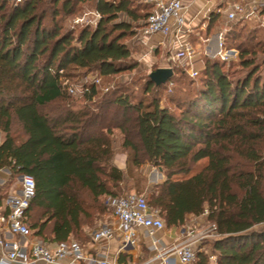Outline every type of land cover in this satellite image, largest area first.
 <instances>
[{
    "label": "trees",
    "instance_id": "1",
    "mask_svg": "<svg viewBox=\"0 0 264 264\" xmlns=\"http://www.w3.org/2000/svg\"><path fill=\"white\" fill-rule=\"evenodd\" d=\"M86 5L101 15L96 26L66 27L65 19ZM139 6L0 0V169L34 177L26 222L36 237L57 243L83 240L85 226L112 211L104 198L121 196L133 167L150 164L166 176L149 204L167 227L208 213L217 227V264H264V27L226 32L223 49H238L239 71L204 54L196 93L176 91L166 101L157 95L186 79L180 67L161 85L148 76L150 99L133 100L128 89L99 95L95 86L76 99L64 89L61 78L74 68L107 77L138 66L125 40L153 10ZM221 16L210 14L206 34ZM117 128L126 168L114 162ZM203 159L208 164L190 175ZM195 264H210L206 251H198Z\"/></svg>",
    "mask_w": 264,
    "mask_h": 264
},
{
    "label": "built area",
    "instance_id": "2",
    "mask_svg": "<svg viewBox=\"0 0 264 264\" xmlns=\"http://www.w3.org/2000/svg\"><path fill=\"white\" fill-rule=\"evenodd\" d=\"M14 4L22 3L24 0H10ZM153 5L152 12L141 22L136 37L138 41L146 43L145 39L154 34L163 35L161 44H166L169 48L166 67L183 68L192 78H197L201 72L195 67L200 59H204L201 47L193 43L191 35L193 28L187 18V6L185 0H146ZM229 6L223 13V18L232 22L242 18L257 21L264 27V1L262 0H231ZM88 12L85 15H78L72 19L71 28L86 23L96 26L101 15L97 11H91L94 20L86 21ZM226 32H216L218 47L215 52L223 60H227L224 55L223 37ZM201 42L211 44V39H200ZM204 54L212 55L205 51ZM99 73L91 74L84 81L77 84H69L62 80L64 89L77 97H85L91 93L92 88L100 83ZM89 77L92 79L90 80ZM172 84V83H171ZM11 189L14 191H3L0 185V227L17 239L8 240L0 236V245L5 252L0 257V264H34L36 261L47 263L81 264L86 261L88 264H120L107 258L99 259L88 256L85 247L78 240L69 239L55 243H49L36 237L26 222V213L36 194V181L32 175L23 174L18 182L9 181ZM9 187V186H8ZM4 193L6 195H4ZM109 203L112 206L113 215L116 217V224H104L92 231L93 241L110 239L117 234L120 236L121 250L128 252L137 244V229L144 227L148 234L153 237L154 233L164 230L166 222L160 215V211L150 206L145 194L128 192L119 197H111ZM216 225L211 223L209 231L216 232ZM202 231L194 233L188 230L187 236L181 242L170 248L159 250L156 245L153 249L157 252L148 260L140 264H177V258L181 264H195L198 251H206L210 259V264H217L218 255L210 253L206 247H200L197 243L204 237ZM153 239V238H152ZM155 243V242H154Z\"/></svg>",
    "mask_w": 264,
    "mask_h": 264
},
{
    "label": "rangeland",
    "instance_id": "3",
    "mask_svg": "<svg viewBox=\"0 0 264 264\" xmlns=\"http://www.w3.org/2000/svg\"><path fill=\"white\" fill-rule=\"evenodd\" d=\"M227 1L230 2L231 0L225 1L226 3L225 5H223L224 10L229 6ZM237 1L239 2L242 0H237ZM135 4L140 5L139 7L146 9L145 11L151 10L152 4L150 2H147L146 0H135ZM91 11H93V8L90 5H86L82 7L81 10L68 16L65 19V26L68 28H71L72 19H74L78 15L83 16L87 12L89 14L87 16L86 21L88 22L90 20H94V16L91 14ZM222 16H223V13H222ZM222 16L214 28L213 32L215 33L218 31L228 32L232 27H235V26H237V28L239 29L242 27L245 28L243 29L245 33L256 27H262L257 21L249 20L246 17L242 18L238 16L237 20L228 22ZM84 25H86V23L77 25L76 28L82 27ZM87 25H90V24H87ZM163 40H164L163 37L159 38V34H154L152 36L147 37L145 39L146 43H142L138 41V38L136 37V35L129 37L128 39L125 40L126 44L130 47L131 52H132V55L129 60L131 62L136 61L138 63V66L135 69L126 70L118 74L104 77L99 72L86 73L85 70L83 69L74 68L70 70L69 75L63 74V77L61 79L69 84H77V83H81V81H84V79L88 78V76H90L91 74L95 75L96 73H99L100 74L99 77L101 81L99 84H97V87H96V89L99 92V95L106 93L108 91H111L113 89H121V90L128 89L131 95V98L133 100L135 99L139 100L140 98L142 99L143 97H145V99H150V97L153 96V93L151 92L148 95H145L144 93L146 89L145 85H146L148 76L153 70H156L159 67H165L168 64L167 60H168V53L170 50L166 46V44H160ZM192 41L194 42L193 39ZM217 47H218V43H217ZM201 51H202V54L204 55L205 53L204 44H202L201 46ZM223 53L225 57L227 58V60H224V61L232 62L230 70L233 71L237 69L236 71H239L238 70L239 68L237 66L238 64L237 57L239 55L238 49L237 48H227V49H224ZM209 56L212 59L223 60L219 55L216 56L214 54V55H209ZM179 75H180V72H179ZM187 75L188 76L186 77V79L185 80L183 79L182 82L179 81L180 83L178 84L170 83L168 84V87L161 88L162 90H160L159 92H156L157 95H159L162 99L166 101L168 97L172 95L173 93H175L176 91H180V92L192 91L196 93L199 89H201L202 84L199 79L197 78L194 79L190 77L188 73ZM89 79L91 80L92 78L89 77ZM173 87H175L174 91L172 89ZM183 88H186V89H183ZM73 97L76 99L85 98V97H77V96H73ZM15 129H16V132H19L18 125H16ZM114 142L117 146L118 139L116 137H114ZM121 160L122 159H119L120 162H122ZM207 164H208V159H203L199 161L195 165V168L193 169V172L190 175L197 173L198 171H201ZM152 170H153L152 166L148 164L142 165L139 169H137L136 167H133L132 173L128 180L129 182L125 184L126 189H124V191L121 193V196L128 192H137L140 194H145L148 200H150V191L157 184L156 183L157 181L155 180L150 181V175H151ZM157 170L159 171V168H157ZM179 177H183V176H179ZM110 198L111 197L104 198L103 203L107 207H109L110 210H112V206L109 203ZM207 214L208 213H205L200 216L188 217L185 222L184 228L185 229L188 228V230L193 231L194 233L202 232V231H206V232L209 231L211 222L207 221L206 219ZM178 228L181 229L182 227H178ZM217 237H218V234L216 232L214 233L213 231H209V233L204 234V237L200 239L197 245L200 247H206V249L210 253H215L213 250L212 243L214 239H216ZM76 240L82 241L81 239H76ZM209 262H210V259H209Z\"/></svg>",
    "mask_w": 264,
    "mask_h": 264
},
{
    "label": "crops",
    "instance_id": "4",
    "mask_svg": "<svg viewBox=\"0 0 264 264\" xmlns=\"http://www.w3.org/2000/svg\"><path fill=\"white\" fill-rule=\"evenodd\" d=\"M226 0H185V4L187 6V18L191 22V27L193 28V32L191 38L194 40V44L197 46H202L204 44L205 51L208 53L215 54L217 50V37L216 33L213 32L211 34H206V29L208 26L209 16L212 12H219L220 10H224V6ZM264 1V0H262ZM229 3V1H227ZM227 6V5H226ZM225 6V7H226ZM163 35L159 34V38H162ZM211 39V44L208 46L207 43L201 42L200 39ZM161 44V43H160ZM168 66V65H166ZM165 66V67H166ZM205 66V60L200 59L199 62L195 64V67L199 70H202ZM4 133L0 130V144L4 141ZM114 137L118 139V145L116 146L114 142ZM113 140V148L115 153L114 162L120 168H126L128 155L122 151V146L124 143V134L120 129H114L112 134ZM119 159H122L120 162ZM150 165V164H148ZM150 181L155 180L156 183L162 182L166 179V176L162 173V171H158L156 167H152ZM159 176V177H158ZM22 174L13 175L9 168L0 169V185L3 188L4 192L14 191L11 189V185H9V181L18 182L21 180ZM9 186V187H8ZM7 194V193H6ZM4 193V195H6ZM0 197V202H2V198ZM189 215L188 217H191ZM97 223L94 226H85V237L81 242V244L85 247L87 255L92 257H97L99 259L107 258L111 261H116L120 264H140L144 261L148 260L153 256L157 251L153 249V245H156L159 250L167 249L172 247L173 245L181 242L186 238L188 228L185 229L182 227L181 229L174 227H166L164 230H160L154 233L153 237L148 234L147 229L144 227H138L137 229V244L132 247L128 252H123L121 250V241L120 236L117 234L116 236L110 239H101L99 241H93L91 234L92 231L99 228L104 224H116L117 219L113 215V212H107L103 215L98 216ZM0 236L4 239L14 240L18 237L11 234L7 230H4L0 227ZM153 238V239H152ZM155 242V243H154ZM55 243H53L54 245ZM5 252L4 248L0 245V257ZM122 257V262L120 261V257ZM34 264H66L65 261L60 263H47L44 261H36ZM81 264H88L86 261H82ZM177 264H181L177 258Z\"/></svg>",
    "mask_w": 264,
    "mask_h": 264
},
{
    "label": "water",
    "instance_id": "5",
    "mask_svg": "<svg viewBox=\"0 0 264 264\" xmlns=\"http://www.w3.org/2000/svg\"><path fill=\"white\" fill-rule=\"evenodd\" d=\"M173 75L174 70L171 67H159L150 73V78L157 85H161L168 82ZM159 170L161 171L162 169L160 168Z\"/></svg>",
    "mask_w": 264,
    "mask_h": 264
}]
</instances>
